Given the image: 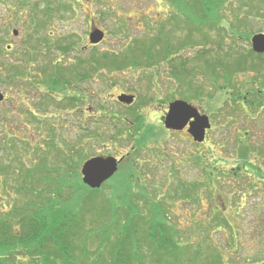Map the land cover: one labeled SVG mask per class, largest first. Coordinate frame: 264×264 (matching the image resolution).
<instances>
[{
  "label": "rangeland",
  "instance_id": "374dc122",
  "mask_svg": "<svg viewBox=\"0 0 264 264\" xmlns=\"http://www.w3.org/2000/svg\"><path fill=\"white\" fill-rule=\"evenodd\" d=\"M11 1L18 4L17 0H6ZM32 1H37L36 13L41 15L43 23L46 21L44 29L36 28L38 31L30 20L24 22L34 14L28 5L12 10L0 0V27L11 23L4 38L12 46L10 51L2 50L0 57L25 66L22 74L26 78L10 87L0 85L5 96L0 108L16 109L20 102L6 97L24 87L30 98L23 108L27 114L23 118L11 112L9 129L24 139L29 130L36 132L34 127L38 126L42 137L39 143L45 144L50 139L47 126L52 125L56 142H61L66 150L77 145L74 146L77 152L71 150L70 154L82 158L77 159L78 176L69 182L71 185L64 183L58 190L60 196L66 202L72 197V205L77 209L85 208L86 201L93 202L105 210L102 219L113 218L115 211L137 207L148 220L173 226L181 241L193 243L189 250L201 259L208 258L209 250L219 248L227 264H264L260 261L264 259V186L259 184L256 190L248 188L254 172L250 163H245L236 153L238 138L250 140L258 147L255 165L264 166V84L258 79L254 88L252 83L264 71V52L256 60V70L251 69L250 56L246 55L257 53L252 49L251 37L264 34L262 13L251 5L250 9L240 6L237 11L235 4H242L238 0H230L227 6V0L221 5L207 0L204 7L193 8L194 14L184 5L178 6L179 0L177 4L166 0H100L98 8L106 10L103 14L96 13L97 6L89 0ZM92 12H95L93 17L89 16ZM14 15L19 18L15 19ZM182 19H187L188 24L183 22L178 26ZM94 28L104 33V39L95 49L100 60L106 55V60L114 58L125 61L126 65L118 69L100 67L99 72L85 80L75 78L70 82L65 77L64 92L71 95L79 90L84 93V102L73 101V107L60 110H55V102H49L45 110H37L33 102L41 96V91L35 88L42 86L39 81L43 75L60 72L54 67L55 59L60 58L55 66L61 65L69 75L76 55L82 60H92L90 49L85 47L90 45L88 34ZM30 34L33 36L29 39ZM166 39L169 48L179 51L182 57L164 60L162 47L166 46ZM27 40L34 43L40 56L26 63L28 56L20 60L19 52ZM138 42L151 48L146 51L150 63L134 64L133 60L139 59L129 57L132 53L147 58L142 45L136 47ZM59 44L66 46L59 48ZM48 56L54 60L45 68ZM216 60L220 61L219 65L211 69ZM238 64H243L240 69ZM253 88L261 89V108L259 113L255 110V114L248 111L244 115L241 107H245L244 100H252ZM123 93L133 95L134 101L128 105L117 101ZM175 99L185 100L209 116L211 128L204 141L195 142L184 132H171L163 127L166 107ZM252 105L255 108V103ZM78 108L82 120L72 114ZM37 111H42L44 118L38 125H32L28 122L29 113L38 114ZM246 132L247 140L243 137ZM95 156L122 160L113 176L101 187L92 189L83 183L80 169L86 159ZM211 171L217 174L223 187L216 185L211 190L206 177V172ZM211 202L215 205L211 206ZM224 202L225 210L231 215V229L219 224ZM239 204L242 206L237 213ZM161 212L163 219L159 217ZM119 214L123 218L124 211ZM112 225L117 226L115 219ZM85 242L87 252L88 246L96 245L98 239L92 237L88 242L85 238ZM183 248L187 250V246ZM75 252L80 254L79 249ZM100 256L108 257V252L102 251ZM187 258L188 252L183 259Z\"/></svg>",
  "mask_w": 264,
  "mask_h": 264
},
{
  "label": "trees",
  "instance_id": "16d2710c",
  "mask_svg": "<svg viewBox=\"0 0 264 264\" xmlns=\"http://www.w3.org/2000/svg\"><path fill=\"white\" fill-rule=\"evenodd\" d=\"M44 1L48 3L50 0ZM166 1H170V4H177L178 0ZM224 1L211 0V2H216L220 5ZM229 1H226V6L231 4ZM1 2L8 4V7H11L12 10L21 9L25 4L28 5L30 11H34V14L30 15L29 19L25 16L26 20L24 22L26 23L30 20L29 23L35 29H44L43 26L46 25V21L43 23L41 15L36 13L37 1L17 0L18 4L13 1L6 2V0H1ZM89 2L97 6L96 13L103 14L106 11L104 7L98 8L100 0H89ZM238 2H242V4H235L237 11L240 6H246V8L250 9L249 6L251 5V8H256L262 13V17H264V0H247V2L246 0H238ZM205 3H207V0H179L178 6L184 5L188 8L189 12L193 10L194 14L193 8L200 5L204 7ZM249 9H247V13ZM93 13L95 12H92L89 16L93 17ZM14 17L17 19L19 15H14ZM90 19L93 20L94 18L90 17ZM183 22L188 24L187 19H182L180 22H177L178 26H182ZM10 24V22L5 25L2 24V27H0V52L2 50L7 52L12 48V46L6 43L7 37L4 38L7 36ZM38 30L36 29V31ZM27 36L30 39L33 35ZM39 39H37V42ZM168 43L169 40L166 39V46L162 47V54H165L164 60L182 57L179 51L174 52L172 48H169ZM138 44L140 43H136V47ZM96 45L85 47L90 49L88 52L92 56L90 58L92 60H82L80 59V55L73 57L77 60L72 65L70 75L67 70L62 69L61 65L55 66L60 62V58L55 59L57 63L53 65L60 72L53 75H43L41 77L42 80L39 81V84H42V86L35 88L41 91V96L33 102L37 110H45L46 104L49 102H55V110L73 107V101L77 104L84 102L83 92L77 90L71 95H67L66 91L64 92V89L66 90V86H64L65 77H69L70 82L75 78L76 80H85L92 73L99 72L100 67L106 68L110 66L118 69L122 65H126L125 61L123 62L114 58L106 60V55L102 56L103 59L101 58L102 60H100L99 55L95 54L97 52L95 50ZM140 45H142L144 55L146 51H150L151 49L143 44ZM64 46L66 45L59 44L58 47L63 48ZM66 50L68 49L64 48V51ZM19 53L22 54L20 60H24L28 56L27 60L29 61L26 60V63L35 61L36 56L39 55L38 49H36L31 40L26 41L22 48H20ZM246 55L250 56L251 69L256 70L258 68L256 60L262 54L250 53ZM145 56L148 59L132 53L129 57L139 59L140 61L133 60L134 64L139 65L150 63L151 60L149 61L150 57L148 54ZM50 58L49 56L47 57V66L45 68L54 60V58ZM219 62L216 60L211 65V69H214L215 65H219ZM96 64L98 65L96 66ZM241 65L243 64H238V68ZM241 68L244 69V66ZM24 69L25 66H20V62L15 63L10 58L0 57V85L10 87L15 81H21L22 83L26 79L22 74ZM258 79L260 83L264 84V71L259 72L253 79L254 88H256L255 82H258ZM254 88L251 92L253 96L252 100H244L243 106L245 107H241L244 115H248V111L254 112V114L255 110L258 113L260 111L261 102L263 101L260 98L261 95H259L261 89ZM25 90L22 87L6 97L7 100L20 102L17 106L18 109L20 108L19 111L16 110L17 108H0V264H227L225 258L222 256V250L219 248L214 251L209 250V255L207 254L208 258L205 256V258L201 259L199 255L194 256L196 252L192 254L189 250L190 245L193 244L191 241L188 244L181 241L179 232L173 226L167 227L165 225L166 222H152L151 218L148 220L137 207L135 208L136 210H120L119 212L124 211V214L121 215L123 218L119 216V212L115 211L112 215L113 218L102 219L106 215L105 210L101 207H96L93 202L89 203L90 201H86L85 204L87 206L85 208L81 207L84 209H81L80 206L78 209L75 208L76 205H72V197L66 202L60 196L58 190L63 187L64 183L69 186L71 185L69 182L77 178V159L82 160V158L78 156L75 158L74 154H72L73 151L77 152L74 147L77 145L73 144L71 149L66 150V147L61 145V142L55 141L52 125H50L51 127L47 126L50 129V139L48 142H44L45 144L39 143L42 141V137L41 132L38 131V126L34 127L36 132L29 130L27 137L24 139L18 137L13 133V130L9 129L7 123L12 120L9 118L11 112L14 113L13 115L23 118L27 114L23 108L25 102L28 101L26 104H29L30 98ZM53 92L59 95L55 96ZM54 99H57V101ZM256 99L257 101H254ZM3 100H5V96ZM253 103H255V108H253ZM257 107L259 109H256ZM37 112L39 113H29L31 121L28 122L32 125H38L41 119L44 118L43 114H41L42 111ZM73 114L77 119H84L82 118L83 114L80 108ZM239 131L238 133H240ZM243 137L247 140L248 132L244 133ZM238 141L236 143L238 158L241 157L245 163H250L249 165L254 172V175H251L252 180L250 183L249 181L247 183L249 187L246 186L256 190L259 184L264 186V166L261 163L255 165L257 162L254 159L258 147L250 143V140L245 141L244 138H238ZM71 150L72 153L70 154ZM235 172L237 173L236 169H234ZM67 175L70 179H66ZM206 177L209 180L207 184L211 185L209 187H212L211 190L216 185H218L217 187L219 185L224 186L219 184L218 176L213 171L206 172ZM237 190H239V187H237ZM211 193L210 196H212ZM214 205V202H211V206ZM241 206L242 204H239L238 208H236L237 213L240 211ZM225 207L226 203L221 206L219 224L226 227V229H231L229 221L231 215L227 213ZM212 210L213 208L211 212ZM151 217H153V214ZM159 217L163 219L162 212L159 213ZM215 217L217 221L218 216ZM113 219H115L118 227L120 224V228L112 225ZM92 237H96L98 242L96 245L88 246V251L86 252L85 238L86 241L91 242ZM186 246L188 251L183 248ZM76 249L80 250L79 255L75 252ZM102 251L108 252V257H101ZM187 252L188 258L184 260V254ZM74 253H76L75 256ZM260 261L264 262V259Z\"/></svg>",
  "mask_w": 264,
  "mask_h": 264
},
{
  "label": "water",
  "instance_id": "95a60500",
  "mask_svg": "<svg viewBox=\"0 0 264 264\" xmlns=\"http://www.w3.org/2000/svg\"><path fill=\"white\" fill-rule=\"evenodd\" d=\"M103 37V32L94 28L89 33V41L98 43ZM252 49L257 53L264 52V34L256 33L251 37ZM3 94L0 92V101ZM117 99L123 103L130 104L133 95L121 94ZM164 126L168 129L180 130L188 124V133L192 138L201 142L204 140L205 131L211 124L206 114L198 113L197 109L183 100H175L169 103L168 111L164 117ZM118 160L115 157L95 156L88 158L82 163L80 173L84 184L90 188H98L109 179L117 170Z\"/></svg>",
  "mask_w": 264,
  "mask_h": 264
},
{
  "label": "flooded vegetation",
  "instance_id": "af4514ba",
  "mask_svg": "<svg viewBox=\"0 0 264 264\" xmlns=\"http://www.w3.org/2000/svg\"><path fill=\"white\" fill-rule=\"evenodd\" d=\"M167 109V107H166ZM166 109L164 111H166ZM168 131H171V132H184L186 137L189 138L190 140H192V137L190 136V134L187 132V125L181 129V130H168Z\"/></svg>",
  "mask_w": 264,
  "mask_h": 264
}]
</instances>
